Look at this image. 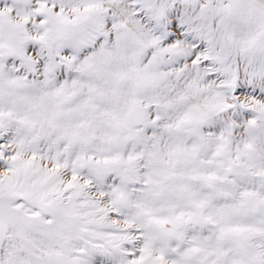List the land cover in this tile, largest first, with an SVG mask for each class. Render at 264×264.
<instances>
[{
  "label": "snow or ice",
  "instance_id": "snow-or-ice-1",
  "mask_svg": "<svg viewBox=\"0 0 264 264\" xmlns=\"http://www.w3.org/2000/svg\"><path fill=\"white\" fill-rule=\"evenodd\" d=\"M0 264H264V0H0Z\"/></svg>",
  "mask_w": 264,
  "mask_h": 264
}]
</instances>
